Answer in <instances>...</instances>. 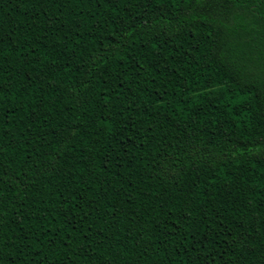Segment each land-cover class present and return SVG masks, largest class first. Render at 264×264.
I'll list each match as a JSON object with an SVG mask.
<instances>
[{
	"label": "trees",
	"instance_id": "1",
	"mask_svg": "<svg viewBox=\"0 0 264 264\" xmlns=\"http://www.w3.org/2000/svg\"><path fill=\"white\" fill-rule=\"evenodd\" d=\"M0 264H264V0H0Z\"/></svg>",
	"mask_w": 264,
	"mask_h": 264
}]
</instances>
